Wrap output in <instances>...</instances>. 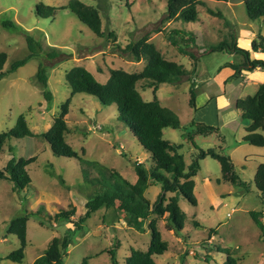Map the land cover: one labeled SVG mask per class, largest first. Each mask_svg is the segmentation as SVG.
Wrapping results in <instances>:
<instances>
[{
    "label": "rangeland",
    "instance_id": "obj_1",
    "mask_svg": "<svg viewBox=\"0 0 264 264\" xmlns=\"http://www.w3.org/2000/svg\"><path fill=\"white\" fill-rule=\"evenodd\" d=\"M80 1L98 10L103 37H97L69 9L59 8L68 0H0V51L7 54L3 71L28 53L24 37L27 34L40 40L45 48L56 47L62 54L56 60L33 58L0 78V132L12 128L18 115L23 114L34 133L32 137L10 138L5 142L0 152V169L12 156L36 157L28 166L32 180L29 189L17 193L12 191L10 181L0 179V264L32 263L43 253L51 238L61 237L71 226L66 221L55 223L53 220L41 225L37 216H30L23 259L14 262L5 258L19 247L18 238L7 233L12 218L31 211L41 210V215L44 212L54 214L74 207L76 212L72 219L76 220L85 211L86 195L92 187L84 181L83 167L75 158L53 155L48 142L39 135L49 129L61 104L70 96L71 89L64 73L81 65L103 83L108 78L109 69L140 72L146 62L135 61L129 53L121 50L144 34L166 59L189 70L197 64L199 69L198 76L193 70L190 75L182 76L180 82L158 86L155 95L160 104L173 111L180 120V128L163 130L164 138L181 146L179 152L186 163L191 161L196 148L222 149L232 158L239 177L247 182V188H244L223 181L216 160L206 157L199 161L200 169L193 177L196 206L182 197L178 200L186 215L179 235L169 228L166 215L153 214L145 222L147 225L155 218L162 239L167 243V251L153 259L157 264H210L195 254H211L214 264H223L225 254L214 249L219 246L232 249L237 264H264V230L258 228L249 215L251 211L258 212L264 224V197L256 192L252 182L256 166L264 163V143L240 142L250 121L243 119L235 109L236 99L252 95L258 84L264 83V69L251 73L245 80V84L248 83L240 90V82L228 80L225 91L218 83L215 85L214 76L224 64L238 63L243 57L225 50L210 51L211 45L222 39L230 41L232 37L237 47L252 54L255 50L250 42H257L258 34L264 37V18L249 19L244 5L238 3L240 0H228L232 6L222 0H204L206 6H197L199 21L188 23L165 18L166 0ZM38 3L59 8L58 13L53 17H39L35 12ZM207 8L219 12L221 17L211 14ZM4 20L12 21L16 28H4ZM243 30L247 34V31L253 33L254 37L242 39ZM110 33L114 38L108 37ZM262 53L254 58L264 60ZM40 62L47 65L50 101L44 99L43 89L35 78ZM187 77L196 81V110L189 105L190 82L186 81ZM137 90L145 101L153 99L152 89L144 87L143 82L137 84ZM208 102H211L210 106H204ZM214 102H224L221 107L227 102L231 108L220 111L219 107L217 111ZM116 110L115 106L101 105L93 96L74 94L66 116L68 130L65 139L83 158L112 168L134 183V162H140L148 169L152 162L129 127L118 119ZM192 121L218 128L220 136L194 135L192 140L196 147L193 146L182 135L185 128L190 130ZM159 192L160 185L154 183L146 189L145 196L154 202ZM170 194L166 193V196ZM194 220L199 227L191 223ZM71 240L63 264H81L83 258H87V264H111L108 252L111 248H115L117 263L124 264L131 248L147 249L150 232L132 229L120 212L102 207L74 232Z\"/></svg>",
    "mask_w": 264,
    "mask_h": 264
},
{
    "label": "trees",
    "instance_id": "obj_2",
    "mask_svg": "<svg viewBox=\"0 0 264 264\" xmlns=\"http://www.w3.org/2000/svg\"><path fill=\"white\" fill-rule=\"evenodd\" d=\"M243 5L249 19L264 18V0H244ZM197 6H206V2L204 0H166L165 18L177 19L184 23L199 21ZM59 8L69 9L97 37H103L101 18L96 8L86 5L80 0H68L65 6ZM59 8L38 3L35 5V12L39 17L47 18L55 16ZM207 10L211 14L221 17L219 12H215L211 8H207ZM2 26L6 29L16 28V25L10 20L2 21ZM24 37L28 53L13 61L6 71H3V66L7 54L0 51V78L14 72L33 58L41 57L47 60H56L62 56L56 47L45 48L40 40L29 34ZM108 37L114 38V34L110 33ZM256 38L258 40L257 42L255 40L251 42V48L255 51L264 52V37L258 34ZM224 50L240 54L243 57V62L240 64H225L233 70L230 79L238 78L241 70L264 69V60L250 58L249 51L237 47L232 37L230 41L222 39V41L210 47V51ZM121 51L129 53L135 61L144 60L146 64L143 70L140 72H127L123 69H109L107 80L101 83L84 66L71 67L64 73L65 81L71 89L70 96L61 104L60 112L54 117L49 129L39 134L48 142L53 155L75 158L83 167L84 181L92 187L90 193L86 195L84 213L73 220L72 217L76 212L73 207L69 210H58L54 214L44 212L41 215V210H37L12 218L9 220L7 233L18 238L19 247L8 253L5 256L6 259L14 262L22 261L24 248L26 247L27 221L30 216L35 215L41 225L44 222L49 223L53 220L55 223L66 221L71 226L65 230L61 237L51 238L43 253L30 264H63L74 232L81 228L92 213L103 207L120 212L127 225L132 229L138 232H145L146 230L150 232L147 249L131 248L124 264H157L153 257L162 255L167 251V243L162 239L155 218L149 220L147 225H145V222L153 214L156 216L166 215L169 228L176 235H179L186 222V215L180 208L178 200L179 197H182L190 205L196 206L197 200L194 194L193 177L200 169L199 161L206 157L216 160L219 163L223 181L247 188V182L243 181L236 173L232 158L222 149L209 148L202 150L196 148L197 151L191 155V161L186 163L184 156L179 152L181 146L172 143L163 136V130L167 127L180 128V120L173 111L160 104L155 92L160 84H175L182 81V76L189 75L195 66L192 70H186L182 65L166 59L154 43L149 41L147 34L131 40ZM46 67L47 65L40 62L37 66L35 78L43 89L44 99L50 101L51 92L47 90L48 75ZM186 80L190 81L191 78L188 77ZM139 82H143L144 87L152 89L153 99L151 101H145L142 98L137 90ZM77 93L93 96L103 106H115L118 119L129 127L134 138L149 155L152 162L149 169L140 162H134L136 174L134 183L128 182L112 168L83 158L66 141L65 134L68 130L66 116L71 97ZM189 94V105L195 109L196 90L194 84L190 85ZM235 107L243 119L250 121L240 142L249 144L264 143V122H262L264 121V83L260 84L252 95L238 99ZM189 128V131L185 128L182 135L193 146H195L192 140L194 135H219L218 128L202 122L192 121ZM32 136H34V133L30 130L24 115L20 114L12 128L0 132V152L8 139ZM35 159V156L19 158L12 156L5 166L0 169V179L10 181L12 191L17 193L29 189L32 180L28 172V166ZM51 174L53 175V173ZM59 181L64 183L61 177H59ZM252 182L256 192L264 197V163H259L255 168ZM154 183L160 185V192L154 202H151L145 196V191L149 185ZM166 193L171 194L166 196ZM249 215L255 225L263 231L264 224L259 219L258 212L251 211ZM191 223L195 227L200 226L195 220ZM209 231H213V229ZM214 249L225 254L223 264H237L232 249L219 246H215ZM108 252L111 264H118L115 257V248L109 249ZM197 255L195 254V257L214 264L211 254ZM81 264H87V258H83Z\"/></svg>",
    "mask_w": 264,
    "mask_h": 264
},
{
    "label": "crops",
    "instance_id": "obj_3",
    "mask_svg": "<svg viewBox=\"0 0 264 264\" xmlns=\"http://www.w3.org/2000/svg\"><path fill=\"white\" fill-rule=\"evenodd\" d=\"M228 0H225L224 2L225 3H227V5H229V6H232L233 5V3H231V1L230 2H227ZM243 2H244V0H240V1H238V3L239 4H243ZM50 6V5H49ZM200 18V17H199ZM244 31V33H243V35L242 36H244V37H242V39H244V40H246V38L248 37V36H250L251 38H253L254 36V34L252 33H250L249 31H247L248 32V34L246 33V31L245 30H243ZM199 42H201V41H199ZM250 46H251V42H250ZM250 55V58H254L255 57V55L256 56H259V55H263V53L261 52V51H254L252 54H249ZM263 57V56H262ZM243 62V58H239V61H238V63H235L234 61H232V62H229V63H234V64H240V63H242ZM181 65V64H180ZM186 69V68H185ZM186 70H189V69H186ZM194 73L197 75V71L199 70L198 69V66H197V64L195 65V67H194ZM203 71V70H202ZM257 71H262V69H259V68H256V69H254V70H252V71H247V70H241V73H240V75H239V77L238 78H233V79H235V81L237 80L238 82H240V87H239V90L241 89V87L243 86H245L246 84H245V80H248L249 79V76L251 75V73H253V72H257ZM218 74L216 75V76H214L215 77V80H216V83H215V85L218 83L220 86H222V88H223V90H225L226 91V88L225 87H227V85H228V83H227V81L228 80H230V76L233 74V70L229 67V66H227V65H223V67L221 68H219V70H218ZM264 73V72H263ZM195 74H194V77H195ZM190 75V74H189ZM198 76V75H197ZM188 78V77H187ZM198 78V77H197ZM233 79H231V81L233 80ZM192 80V81H191ZM191 80L189 81L190 82V85L191 84H194V86H195V83H196V81H194V79H193V77H191ZM187 81V80H186ZM230 81V82H231ZM214 83V82H213ZM260 84H262V83H260ZM260 84H258V86L260 85ZM190 85H189V87H190ZM258 86H257V88H258ZM256 88V89H257ZM195 89H196V91H197V88H196V86H195ZM224 91V92H225ZM256 91V90H255ZM239 99V98H238ZM238 99H236V101L238 100ZM209 100H211V99H208V101ZM236 101H235V103H236ZM211 102H212V100H211ZM211 102H208V103H205V105L204 106H206V105H209L210 106V104H211ZM223 103L224 102H222L221 104L219 103V104H216V102H214V105H215V109L217 110V111H219V107H221V106H223ZM226 104H225V106L224 107H221V109H220V111L221 110H223V108H231V105H229L227 102H225ZM197 109V107L195 108V110ZM235 109H236V107H235ZM236 111H237V113L240 115V112L236 109ZM203 123V122H202ZM248 125H249V123H248ZM244 135H242V137H243ZM241 137V138H242ZM241 140V139H240ZM257 167V166H256ZM195 184V183H194Z\"/></svg>",
    "mask_w": 264,
    "mask_h": 264
}]
</instances>
